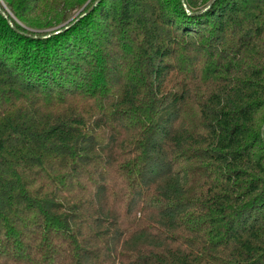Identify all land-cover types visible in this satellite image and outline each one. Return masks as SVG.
<instances>
[{"label":"trees","instance_id":"trees-1","mask_svg":"<svg viewBox=\"0 0 264 264\" xmlns=\"http://www.w3.org/2000/svg\"><path fill=\"white\" fill-rule=\"evenodd\" d=\"M8 19L0 264H264V0Z\"/></svg>","mask_w":264,"mask_h":264},{"label":"rangeland","instance_id":"rangeland-1","mask_svg":"<svg viewBox=\"0 0 264 264\" xmlns=\"http://www.w3.org/2000/svg\"><path fill=\"white\" fill-rule=\"evenodd\" d=\"M93 0H89L87 1V3L85 5H83L81 8H79L78 4H76L75 2L67 4L66 7L64 8V10L62 11V14H71L69 20L65 23V24H59V26H54L52 24L53 27L51 28H47V29H43V30H33L32 28L29 27V22H22L19 19H17L15 13L13 12V10L11 9V7L9 6L8 0H0V13L3 17L5 18H9V20L12 22H15L18 26H20L21 28L27 29L29 31L32 32H38V33H42V32H51L54 31L56 29L62 28L65 25L71 23L78 15H80L84 9L86 8V6L91 3ZM75 8V9H74ZM74 9V11H73ZM71 11V12H70Z\"/></svg>","mask_w":264,"mask_h":264},{"label":"built area","instance_id":"built-area-1","mask_svg":"<svg viewBox=\"0 0 264 264\" xmlns=\"http://www.w3.org/2000/svg\"><path fill=\"white\" fill-rule=\"evenodd\" d=\"M9 20V19H8ZM10 21V20H9Z\"/></svg>","mask_w":264,"mask_h":264}]
</instances>
